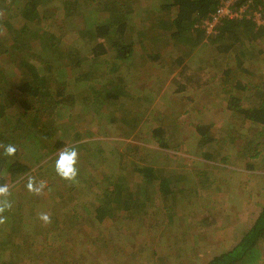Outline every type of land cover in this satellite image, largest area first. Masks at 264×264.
<instances>
[{
  "label": "rangeland",
  "instance_id": "obj_1",
  "mask_svg": "<svg viewBox=\"0 0 264 264\" xmlns=\"http://www.w3.org/2000/svg\"><path fill=\"white\" fill-rule=\"evenodd\" d=\"M59 17H54L52 22ZM16 21L19 20L13 19L11 22L16 24ZM75 21L69 19L66 20V25L64 24V30L67 27L69 29L64 38V46L78 37ZM53 25H57V22ZM86 40L87 43H83L85 38L81 39V46L78 47L80 51L74 53L87 59L91 57L89 47L92 41L87 38ZM148 45L152 53H160L163 60L156 62L152 68L137 53L135 63L123 71L124 77L128 80L126 96L120 97L115 104L109 100L114 105H118L120 101L129 103L135 100L137 106L133 107L131 113L134 119L129 116L128 111H122L119 105L104 108L102 102L97 107L92 104L99 100L84 103V96L77 94L83 88L71 89L73 85L69 81L68 88L71 90L68 91L74 96L72 102L65 104L71 109L66 112L68 118L62 120V125H67L69 132L79 133L82 142L89 143L79 149L83 152L82 155L88 156L87 159L94 155L89 166L95 168H89L90 170L88 166L86 168L89 177L93 175L100 177L107 171L96 162L95 157L102 154L97 150L99 147L104 153L110 154L109 162L114 171L123 170L120 164L125 163L124 157L128 159V154H133L131 160L152 167L157 177L144 184L136 177L129 176L126 183L130 192L133 193L137 186L142 185L143 197H139L138 203L132 199L126 203L122 196L109 199L113 204L117 202L121 205L123 211L111 210L108 216L100 219L92 206L95 203L98 205L102 203V199L97 196L100 192H97V187L94 186L96 180L91 181L92 184L89 183V179L84 183L86 191L80 187H76L78 189L76 191L71 184L56 175L53 163L49 170L45 168L47 165L50 166L48 158L36 160L38 154L34 150L37 149H22L18 145V150L22 149L23 153L20 155L21 161L30 167V170L9 186L10 195L7 199L11 201L12 208L5 211L3 215L7 217L6 222L0 225V264H204L212 257L228 250L230 242H235L240 233L254 222L257 211L264 203V150L260 149L261 153L257 159L241 157L239 150L241 152L244 150L241 147L244 144L241 137L235 142L217 148V144H211L210 146H214L215 149L221 147L219 159H223L227 165L232 162L239 167V178L231 181L233 176L226 174L231 168L226 166L227 169L224 171L213 161L205 162L201 156L196 157L191 144L194 138L191 135L195 133L198 124H212L213 136L217 137H224L227 131L225 123L229 116L214 98V95L220 92L217 85L220 80L213 82L217 87L211 88L210 85L208 87L211 88L209 96L213 98V102L204 94L208 89L201 91V86L196 83L199 78L209 79L213 75L215 78L222 74L229 65L228 56L217 54L211 48L203 50L197 48L198 54L192 53L190 63L186 64L188 61L183 63V66L186 64L193 69L187 77H195L192 83L194 88H188V91L183 93L189 94L192 99L180 101L182 97L173 91L178 81L172 83L173 87L172 84L170 87L166 85L172 81L170 72L181 68L167 63L181 60L182 52L170 43L164 41L160 43L157 37H153ZM33 46L37 48L39 43L35 42ZM249 64L247 63V67L257 75L264 61L258 60L255 66ZM68 66L71 68L73 64ZM5 69L15 82L18 79L17 75L15 76L10 68ZM201 69L208 71L205 78L202 76L205 74L204 71L200 72ZM69 75L72 80V73ZM100 86L104 89L102 85ZM172 92L175 98H169L173 95ZM254 98L251 97V101L247 100L243 104L251 105L256 101ZM141 100L151 102L155 112H163L161 126L165 131L168 130V136L172 138L170 142L182 144L177 152L156 151L158 147L152 142L149 132V128L154 124V114L152 115L148 109V104L145 105ZM155 106L159 107L158 111ZM115 108L123 119L116 124L105 123L107 117H116L112 111ZM186 108L189 112L184 114ZM179 111L183 115L177 117L179 119L174 125L171 114ZM133 115L141 116L140 121ZM53 116L57 117L55 114L51 117ZM103 122L111 132L110 136L104 135V128L100 126ZM136 122L139 123L135 128ZM64 127H59V132L53 138L60 136L65 131ZM251 132L244 133L248 138L246 141H249ZM0 145L3 143L0 142ZM134 146L138 147L134 149ZM2 150L0 147V152ZM81 159L86 160L85 157ZM208 164L211 168L207 166ZM249 166L254 170L251 171ZM207 176H213L215 180L209 183ZM224 176L230 181L224 180ZM29 177H33L37 185L41 181L46 183V187L39 195L28 191L26 185ZM199 181L202 183L198 185ZM163 188L167 189V197L160 192ZM89 189L92 192H89ZM148 194L153 196L150 200L145 198ZM144 198L148 202H144ZM139 203L146 204L147 207H138ZM41 213L50 215V224L45 225L39 220ZM29 248H32L31 252L28 251ZM254 264H264V241L259 246Z\"/></svg>",
  "mask_w": 264,
  "mask_h": 264
},
{
  "label": "trees",
  "instance_id": "obj_2",
  "mask_svg": "<svg viewBox=\"0 0 264 264\" xmlns=\"http://www.w3.org/2000/svg\"><path fill=\"white\" fill-rule=\"evenodd\" d=\"M218 3L219 0H0L2 34L0 35V142L3 145L13 144L17 149L12 157L5 156L4 149L0 152V185L11 186L30 170V167L21 161L22 149H37L34 150L38 154L36 160L48 158L50 166L47 165L45 168L49 170L51 163L55 165L59 150L64 146H70L75 147L78 152L76 182L79 183L65 180L64 182L71 184L70 186L76 191H78L76 187L86 191L84 183L88 179L90 184L93 183L91 181L96 180L94 186L97 187V192H100L97 196L101 197L102 201H110L111 197L107 196L116 195L115 197L122 196L126 203L130 199L138 203L139 197H143L142 185L137 186V190L131 193L126 182L132 175L147 184L151 178L157 177L153 168L131 160L134 155L128 154V159L124 157L125 163L120 164L124 169L114 171L109 162L110 154L104 153L99 147L97 150L102 154L95 157L96 162L107 171L100 177H96L97 175L89 177L86 168L87 166L88 169L95 168L89 166L94 155H90L87 159L88 156L82 155L83 152L79 151L89 143L82 142L79 139L82 137H79L80 134L75 133L76 131H67V125H62V120L68 118L66 112L71 107L65 104L72 102L74 96L68 90L82 88L84 92L78 91L77 94L84 96V103L99 100L92 104L97 107L102 102L104 108L119 105L122 111H128L129 116L134 119L131 113L133 107L137 106L135 100L114 104L120 97L126 96L128 80L124 77L123 71L135 63L137 53L152 68L157 64L156 62L163 60L160 53H152L148 47V42L152 41L153 37L174 45L182 52L181 60L167 63L175 64L177 68L181 66L177 75H169L172 77L170 84L178 81L176 78L179 79L174 93H186L189 85H192L195 77L187 76L193 69L186 64L190 63L193 52L198 54L197 48L200 50L211 48L217 54L228 56L229 65L222 74L215 78L213 75L209 79H198L199 84L201 82L212 84L211 88L219 86L220 92L214 95V98L229 116L225 123L227 131L224 137H217L213 136L212 124H198L194 135H191L194 137L191 143L195 151L193 154L196 157L201 156L205 162L224 164L223 159H219L221 147L215 149L210 145L217 144V148L235 142L241 137L244 143L241 147L244 150L242 152L239 150V155L257 159L261 153L260 149L264 150V64L255 75L247 67V63L255 66L258 60L264 61V27L256 28L247 21L224 20L217 26V34L214 37H207L200 24L215 10ZM57 16L60 17L54 21L57 22L54 26L52 19ZM13 19L19 21L14 24L11 22ZM69 19L76 20L74 23L78 28L76 32L78 37L64 46V38L69 31L68 27L64 30V26ZM92 20L95 21L91 22ZM83 38H85L83 43H87L86 38L92 41L89 47L91 57L87 59L74 53L79 50ZM35 42L39 43L37 48L33 46ZM186 51L188 55L185 54ZM185 61L188 62L183 66ZM66 63L73 64L72 67L75 68H70ZM5 68H10L12 73L17 75L18 79L15 82L11 80L10 73H7ZM202 71L205 73L202 75L205 78L208 71L201 69L200 72ZM69 73H72L73 81L70 80ZM239 78L243 80L240 81ZM218 80H220L219 84L213 83ZM69 81L73 85L71 89L68 88ZM100 85L104 89L100 88ZM211 88L204 94L208 96L210 102H213V98L209 96ZM103 92L109 95H103ZM251 97H255L256 101L251 105H244L247 100L251 101ZM180 101L190 100L182 96ZM142 102L148 104V109L152 115L154 114V124L149 128V132L152 142L158 147L156 151L177 152L182 144L170 142L172 138L168 136V130L165 131L161 126L163 112L158 114L154 111L151 102ZM155 107L158 111L159 107ZM186 109L184 114L189 112V109ZM112 111L116 117H107L104 122L120 123L123 117L119 115L117 108ZM52 114L57 117H51ZM182 115L180 111L171 114L174 125L179 119L177 117ZM133 116L140 121L141 116ZM104 122L100 126L104 128V135L110 136L111 132L104 126ZM138 123L136 122L135 128ZM61 126L66 127H64L65 131L53 138ZM246 131L248 133L252 131L249 141H246L248 139L244 134ZM18 145L22 147L21 151L18 150ZM135 147L138 146H134V149ZM81 157H85L86 160H82ZM215 159L219 161L216 162ZM207 166L210 167L209 164ZM248 168L254 170L252 166ZM160 192L167 197L166 188ZM152 197L150 194L145 196L147 200ZM145 198L144 202H148ZM145 205L139 203L138 207H147ZM98 213L100 219L104 218L102 210ZM263 241L264 203L257 211L254 222L240 233L231 247L204 264H254L257 251ZM28 251L31 252L32 248Z\"/></svg>",
  "mask_w": 264,
  "mask_h": 264
},
{
  "label": "clouds",
  "instance_id": "obj_3",
  "mask_svg": "<svg viewBox=\"0 0 264 264\" xmlns=\"http://www.w3.org/2000/svg\"><path fill=\"white\" fill-rule=\"evenodd\" d=\"M4 149V155L12 157L15 155L17 149L13 144L0 145ZM78 152L75 147L64 146L59 150L58 158L55 161V172L63 180L68 182H75L78 176ZM29 192L39 195L46 187V183L41 181L39 185L36 184L33 177L28 178L26 185ZM10 195L9 186L7 184L0 185V225L6 222L7 217L3 214L5 211L12 208V203L7 197ZM39 220L47 225L51 223V218L48 213H41Z\"/></svg>",
  "mask_w": 264,
  "mask_h": 264
},
{
  "label": "built area",
  "instance_id": "obj_4",
  "mask_svg": "<svg viewBox=\"0 0 264 264\" xmlns=\"http://www.w3.org/2000/svg\"><path fill=\"white\" fill-rule=\"evenodd\" d=\"M247 21L264 27V0H219L215 10L200 24L204 35L214 37L221 21Z\"/></svg>",
  "mask_w": 264,
  "mask_h": 264
},
{
  "label": "crops",
  "instance_id": "obj_5",
  "mask_svg": "<svg viewBox=\"0 0 264 264\" xmlns=\"http://www.w3.org/2000/svg\"><path fill=\"white\" fill-rule=\"evenodd\" d=\"M160 43H163V41L162 40H160ZM164 45V44H163ZM162 46V45H161ZM161 51H162V49H161ZM180 70H181V68H180ZM204 70V69H203ZM179 73V70H175V71H171L170 72V75L172 74V75H177L178 73ZM179 81V80H178ZM194 82V81H193ZM169 85V86H168ZM196 85H200L201 86V91H203V90H207L208 89V87H209V84H203L202 82L199 84V81H198V84H196ZM210 85H212V84H210ZM166 86H168V87H170L171 86V84L169 83V84H167ZM177 86L178 85H175V87H173V84H172V87H173V91L174 90H176L177 89ZM194 85H189V87L188 88H194L193 87ZM172 94H173V92H172ZM180 97H182V96H184V97H186V98H188V100H191L192 99V97L191 96H188L189 94H179V93H177ZM169 98H175V96H174V94L172 95V96H169ZM230 163V165H227V163L226 162H224V164H217V166H219V168L220 169H227V167L226 166H228V168H231L233 171H231V169L230 170H228V172L226 173V174H229V176L231 177V176H233L232 177V179H231V181H235L236 179H238L239 177H238V175H239V167H237V165H236V163H232V162H229ZM234 165V166H233ZM216 170H217V168H216ZM225 171V170H224ZM245 172V171H244ZM246 173V172H245ZM250 173V172H249ZM213 176H214V173H213ZM209 177V176H207V178L206 179H208V181H209V183L212 181V180H215V177ZM229 178V177H228ZM223 179L224 180H227V181H230V180H228L227 178L225 179V176L223 177ZM200 183H202L201 181H199L198 182V185L200 184ZM234 185V184H233ZM219 191H221V188H220V190ZM200 191H198V193H199ZM193 193V192H192ZM116 195H110V196H107V197H111V198H113V197H115ZM101 198V197H100ZM222 198V197H221ZM218 199V197L216 196V200ZM101 204L100 205H98V204H92V206H93V208H94V211H95V213H98V211H100V210H102V214H103V216H108L109 214H110V212H111V210H114V211H120V212H122L123 211V208L121 207V205H118L117 204V202H114V204H113V201H102L101 200ZM117 204V205H116ZM110 206H112V207H110ZM98 216H99V213H98ZM231 242H230V244H229V246H228V249L231 247Z\"/></svg>",
  "mask_w": 264,
  "mask_h": 264
}]
</instances>
